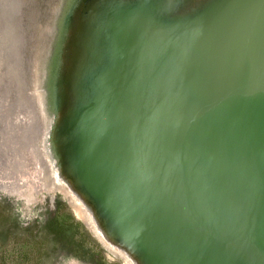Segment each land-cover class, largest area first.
Here are the masks:
<instances>
[{
  "label": "water",
  "instance_id": "1",
  "mask_svg": "<svg viewBox=\"0 0 264 264\" xmlns=\"http://www.w3.org/2000/svg\"><path fill=\"white\" fill-rule=\"evenodd\" d=\"M4 1L39 151L102 241L264 264V0Z\"/></svg>",
  "mask_w": 264,
  "mask_h": 264
},
{
  "label": "rangeland",
  "instance_id": "2",
  "mask_svg": "<svg viewBox=\"0 0 264 264\" xmlns=\"http://www.w3.org/2000/svg\"><path fill=\"white\" fill-rule=\"evenodd\" d=\"M5 102V95L0 93V106ZM2 134L0 160L6 154ZM1 168L0 264H124L117 251L106 247L94 227L74 214L64 191L41 190L42 194L34 199L32 183H25L21 190L33 199L28 204V198L20 199L4 191L2 183L8 181L7 170ZM54 216L65 218L70 228V233L65 232L68 236L61 235L58 241L48 227ZM81 244L88 250L80 248Z\"/></svg>",
  "mask_w": 264,
  "mask_h": 264
},
{
  "label": "bare ground",
  "instance_id": "3",
  "mask_svg": "<svg viewBox=\"0 0 264 264\" xmlns=\"http://www.w3.org/2000/svg\"><path fill=\"white\" fill-rule=\"evenodd\" d=\"M3 3L2 6L6 9L11 5V1L7 2L6 0ZM13 5L8 16L10 19L11 15L16 12ZM2 17L0 9V18ZM20 24L21 22L14 20L5 30L0 26V93L6 98V102L0 106V133H3L1 139L4 143L2 145L6 148L5 158L0 160V166L1 169L7 170V173H4L8 178V181L2 183L3 189L10 194L17 193L21 191L25 183L31 182L32 187L36 186L49 191L62 190L65 192L74 214L91 227L88 217L77 201L52 178L49 166L39 151L40 125L33 101L30 103L23 94V82L20 74L26 64L23 54L20 53V47L27 43V40L26 43L22 40V45L19 43V36H16L15 30L21 29ZM8 29L9 31H7ZM30 174H32L31 177L28 176ZM106 247L111 249L107 245ZM119 255L124 264H130L123 255Z\"/></svg>",
  "mask_w": 264,
  "mask_h": 264
},
{
  "label": "trees",
  "instance_id": "4",
  "mask_svg": "<svg viewBox=\"0 0 264 264\" xmlns=\"http://www.w3.org/2000/svg\"><path fill=\"white\" fill-rule=\"evenodd\" d=\"M48 227L57 241H58L57 238L60 239L61 235H64L65 237V235L68 236V234L66 233H70V228L68 226V223L65 221V218L63 219L54 216V218H52V220L48 222ZM80 248L82 249L84 248V250H88V248L83 246L82 244Z\"/></svg>",
  "mask_w": 264,
  "mask_h": 264
},
{
  "label": "flooded vegetation",
  "instance_id": "5",
  "mask_svg": "<svg viewBox=\"0 0 264 264\" xmlns=\"http://www.w3.org/2000/svg\"><path fill=\"white\" fill-rule=\"evenodd\" d=\"M41 190H44L43 188H40V187H36L34 186L32 188V196L33 198L35 199V196H39L42 194ZM44 191H47L49 192L48 190H44ZM34 193V194H33ZM14 195H16L17 197H19L20 199H24V197L28 198V199H25V201L30 204L32 203V196L31 195H26L24 192H22V190L20 192H17V193H13ZM73 264V263H72Z\"/></svg>",
  "mask_w": 264,
  "mask_h": 264
}]
</instances>
